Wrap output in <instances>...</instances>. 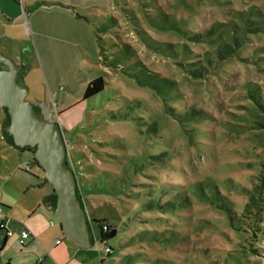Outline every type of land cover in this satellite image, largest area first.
I'll return each mask as SVG.
<instances>
[{
	"label": "rangeland",
	"instance_id": "obj_1",
	"mask_svg": "<svg viewBox=\"0 0 264 264\" xmlns=\"http://www.w3.org/2000/svg\"><path fill=\"white\" fill-rule=\"evenodd\" d=\"M106 1L45 54L24 23L0 27L26 100L59 116L82 205L116 231L106 257L98 240L77 254L52 214L44 264H264V0ZM95 74L103 91L83 100ZM39 251L15 235L0 259Z\"/></svg>",
	"mask_w": 264,
	"mask_h": 264
},
{
	"label": "crops",
	"instance_id": "obj_2",
	"mask_svg": "<svg viewBox=\"0 0 264 264\" xmlns=\"http://www.w3.org/2000/svg\"><path fill=\"white\" fill-rule=\"evenodd\" d=\"M108 9L106 0H0V27L8 31L9 28L20 25L21 22L24 23L25 31L30 35L35 50L38 54H45L51 49L45 46L48 40L57 41L63 33L76 35V29L89 33L90 30L85 23H90V14L94 15ZM75 15L86 18V21L77 19ZM0 55L11 57L10 48L6 47L5 42L1 45ZM90 69L99 73L98 69L93 67ZM97 75L91 76L89 81ZM31 160L32 156L29 152L12 146L4 133L0 131V219L10 220L11 232V236H6L0 231V253L5 249L8 238L16 235L19 242V230L24 229L29 233V238L23 246L20 245L21 249L39 247L40 256L37 257V262L42 259L39 264H44L48 260L47 252H45L48 246L44 243L45 237L41 231L46 220L50 227L54 226L50 218L53 214L50 204L52 191L47 196H42L38 191L44 186L41 185L42 178L35 172L39 168L33 165L29 172L23 168L24 164ZM11 197L14 199L13 202ZM17 206L27 218L25 223L10 214L12 208ZM52 235L57 237L55 232ZM57 240L54 241L53 248L51 247L53 250L61 246V240L58 245L55 244ZM68 248L79 253L77 250L80 248L73 242L68 245ZM8 263L11 264V262ZM8 263L0 259V264ZM100 263H104V260Z\"/></svg>",
	"mask_w": 264,
	"mask_h": 264
},
{
	"label": "water",
	"instance_id": "obj_3",
	"mask_svg": "<svg viewBox=\"0 0 264 264\" xmlns=\"http://www.w3.org/2000/svg\"><path fill=\"white\" fill-rule=\"evenodd\" d=\"M77 19L86 18L75 15ZM0 108L5 109L8 123L2 132L12 139L17 149H32V158L42 171L41 185L48 184L55 196L53 215L64 237L80 249L92 246L91 240L101 239V229L93 222L77 196L73 171L65 164L66 143L59 125V116L51 104L29 102L26 88L16 84V64L0 55ZM39 109V112L36 111Z\"/></svg>",
	"mask_w": 264,
	"mask_h": 264
},
{
	"label": "trees",
	"instance_id": "obj_4",
	"mask_svg": "<svg viewBox=\"0 0 264 264\" xmlns=\"http://www.w3.org/2000/svg\"><path fill=\"white\" fill-rule=\"evenodd\" d=\"M103 87H104V83L101 77H95L93 78L91 81H89L84 94H83V100H89L93 97H95L97 94L101 93L103 91ZM5 114L7 116V120H8V115L6 113V110L4 109ZM4 135L7 137V141L13 146L12 143V139L11 137H9L6 133H4ZM21 151H27L30 153V155L32 156V149L29 148H24V149H20ZM32 161L34 162V167L37 168V163L35 162V160L32 158ZM77 196L79 197L78 191H77ZM81 201V200H80ZM50 204H51V208H54V204H55V196L52 194L50 196ZM82 204V203H81ZM218 208H226L223 204H219L218 203ZM256 206H255V198L253 196H251L249 198L248 203L245 206L244 211L247 214H251L252 210H256ZM100 229H101V239L98 240V242L100 244H104L106 245L108 241L114 239L116 237V231L114 229H110L109 226H107L106 221L105 220H101V221H93ZM104 224V225H101ZM91 242H94L93 240H91ZM108 246V245H107Z\"/></svg>",
	"mask_w": 264,
	"mask_h": 264
},
{
	"label": "built area",
	"instance_id": "obj_5",
	"mask_svg": "<svg viewBox=\"0 0 264 264\" xmlns=\"http://www.w3.org/2000/svg\"><path fill=\"white\" fill-rule=\"evenodd\" d=\"M54 114H57L54 112ZM34 165V162L31 160V161H28L24 164V170L25 171H30V169L32 168V166ZM0 213H1V209H0ZM10 220L6 219V218H2L0 219V231L5 233L6 236H11V232L9 230V225H10ZM52 225V223H51ZM29 238V233L24 230V229H21L19 230V244L21 246L24 245V243L28 240ZM60 243V240H57L56 241V245H58ZM104 256L106 257L108 254H109V251H110V247L107 246V245H104L103 248L101 249ZM42 259L39 260V262H41Z\"/></svg>",
	"mask_w": 264,
	"mask_h": 264
},
{
	"label": "flooded vegetation",
	"instance_id": "obj_6",
	"mask_svg": "<svg viewBox=\"0 0 264 264\" xmlns=\"http://www.w3.org/2000/svg\"><path fill=\"white\" fill-rule=\"evenodd\" d=\"M4 68H5V67H4L2 64H0V69H4ZM36 111L39 112V109L36 108Z\"/></svg>",
	"mask_w": 264,
	"mask_h": 264
}]
</instances>
